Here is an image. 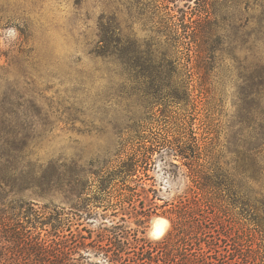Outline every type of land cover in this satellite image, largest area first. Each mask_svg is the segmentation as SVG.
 Segmentation results:
<instances>
[{
	"label": "rangeland",
	"instance_id": "1",
	"mask_svg": "<svg viewBox=\"0 0 264 264\" xmlns=\"http://www.w3.org/2000/svg\"><path fill=\"white\" fill-rule=\"evenodd\" d=\"M203 1L194 8L177 5L187 19ZM205 1L209 19L198 28L201 58L191 59L194 45L178 40L180 31L170 29L161 0H0V245L7 256L21 263L31 252L26 238H46L54 211L70 215L82 205L90 197L76 196L83 183L101 167L116 166L127 151L120 144L138 142L136 134L148 144L193 127L221 166L235 165L241 155L264 159L258 146L264 0ZM101 22L116 28L113 57L103 54ZM183 77L190 83L187 105L181 100ZM181 163L165 156L148 166L143 183L156 192L158 206L186 190ZM236 210L238 215L228 209L220 215L230 248L262 243L264 233L253 229L250 213ZM154 216L169 223L163 235L151 232ZM169 228L157 208L145 237L159 240ZM256 250L245 253L247 261L264 264V249Z\"/></svg>",
	"mask_w": 264,
	"mask_h": 264
},
{
	"label": "trees",
	"instance_id": "2",
	"mask_svg": "<svg viewBox=\"0 0 264 264\" xmlns=\"http://www.w3.org/2000/svg\"><path fill=\"white\" fill-rule=\"evenodd\" d=\"M178 1L185 6L193 4L194 8L198 0L161 2L167 10L170 29L177 34L180 31L181 44L194 45L189 58H201L197 40L203 29L198 28L209 19L208 3L204 0L202 9L198 13L190 11L192 16L185 19ZM115 29L111 23L99 25V42L108 57L115 56ZM183 69L186 73L187 68ZM259 81L264 96V75ZM181 83V100L187 105L191 102L190 83L186 77ZM4 106V100H0V108ZM194 130L183 126L171 140L147 141L148 144L144 143L145 137L136 134L133 139L138 142L120 144L122 149L127 146V151L120 154L124 158L120 157L114 167H101L76 195L90 197L72 207L70 215L54 211V223L46 238H26L31 252L21 258V263L14 254L7 256L0 245V264H249L245 253L257 251L259 246L264 249V240L243 251L230 248V237L223 231L220 215L224 209L238 215L236 208L242 207L250 213L248 220L253 229L264 233V159L241 155L235 165L221 166L211 156L207 139L201 133L196 136ZM258 136L259 150L263 151L264 124ZM2 143L0 139V148ZM165 156L182 161L189 184L181 195L158 206L154 202L156 192L143 182L149 178L148 166ZM157 208L168 218L170 228L161 239L150 241L145 237V224ZM98 217L108 221L97 225L90 221ZM129 220L135 227L129 225ZM92 257L97 261L90 260Z\"/></svg>",
	"mask_w": 264,
	"mask_h": 264
},
{
	"label": "bare ground",
	"instance_id": "3",
	"mask_svg": "<svg viewBox=\"0 0 264 264\" xmlns=\"http://www.w3.org/2000/svg\"><path fill=\"white\" fill-rule=\"evenodd\" d=\"M151 232L153 235H163L167 226L168 221L165 218L154 216L150 219Z\"/></svg>",
	"mask_w": 264,
	"mask_h": 264
}]
</instances>
